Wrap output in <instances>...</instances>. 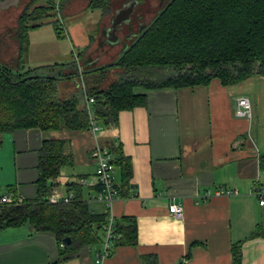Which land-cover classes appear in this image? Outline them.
I'll return each instance as SVG.
<instances>
[{"label": "crops", "instance_id": "1", "mask_svg": "<svg viewBox=\"0 0 264 264\" xmlns=\"http://www.w3.org/2000/svg\"><path fill=\"white\" fill-rule=\"evenodd\" d=\"M133 92L145 95L146 105L120 111L117 127L104 128L95 119V131L53 134L69 137L72 163L61 169L48 197L79 190L86 202L98 190L89 185L91 152L120 144L132 168L126 190L113 165L120 196L109 209L88 206L117 222L132 218L136 244L117 245L97 263L102 245L60 255L52 232L24 224L0 229V264H144V255L156 256L158 264H232V245L240 241L241 264H264V237L249 238L264 231V204L252 193L254 186L264 187V76L228 86L212 80L207 86H139ZM239 97L250 103L249 118L235 114ZM86 98L82 103L95 117ZM41 140L36 128L1 136L0 198L21 203L37 197ZM223 189L236 193L217 194ZM172 204L182 208L181 218L169 212Z\"/></svg>", "mask_w": 264, "mask_h": 264}, {"label": "trees", "instance_id": "2", "mask_svg": "<svg viewBox=\"0 0 264 264\" xmlns=\"http://www.w3.org/2000/svg\"><path fill=\"white\" fill-rule=\"evenodd\" d=\"M116 1L90 0L88 5L104 15L119 5L120 0ZM37 2L21 0L9 7L15 13L14 25L1 33L2 37L13 34L18 57L13 65L0 61V145L4 133L40 130L37 197L0 205V229L28 224L34 231L52 232L60 255H69L84 246L102 245L107 214L94 213L79 190L67 204L48 202L61 169L72 163L69 137L53 134L89 128L83 95L92 101L95 119L109 129L117 127L120 111L146 105L145 95L135 94V87L193 88L207 86L212 80L228 86L264 76V0H169L112 61L101 64V54L90 55L94 42L90 36L89 45L73 55L72 62L55 66V75L20 67L25 63L22 57L28 50L29 31L42 25L56 8L53 0ZM52 25L59 37L58 21ZM98 44L102 46L101 41ZM107 151L126 190L131 162L120 144ZM114 234L110 250L117 245H135V221H115ZM256 236L264 237V231L255 230L249 238ZM67 237L70 241L65 244ZM240 245L241 241L232 245V264H241ZM141 259L144 264H158L154 255Z\"/></svg>", "mask_w": 264, "mask_h": 264}, {"label": "rangeland", "instance_id": "3", "mask_svg": "<svg viewBox=\"0 0 264 264\" xmlns=\"http://www.w3.org/2000/svg\"><path fill=\"white\" fill-rule=\"evenodd\" d=\"M47 0H38L36 5L45 4ZM90 0H53L55 10L51 12L50 17L43 19V24L39 27L29 31L28 34V50L26 55L23 54L24 64L21 68L26 66L28 68H36L38 73H45V75H55L58 71L55 66L63 63H70L75 58L73 55L81 51L85 46L89 45V37L94 36V42L90 48V55L98 57L99 63L110 62L114 59L121 49L119 44L109 46L105 43L104 37L100 35L103 27L109 28L111 10L102 15L100 9L92 11L89 8ZM161 0H141L139 10L144 16V23H147L153 16L159 6ZM21 0H0V61L11 65L18 57L17 43L10 36L2 37V31L9 30L13 25L15 19L14 10L9 8L17 6ZM113 3V2H112ZM115 3V2H114ZM116 6H112V9ZM9 8V9H8ZM60 8V9H59ZM8 9V10H7ZM58 21L60 35L57 36L53 29L52 21ZM136 29V28H135ZM114 36H118L115 34ZM103 38V40H101ZM101 41L102 46L98 42ZM104 43V44H103ZM100 47H104L100 49ZM4 48L7 51L5 56ZM100 50V51H99ZM105 50V51H104ZM105 55L109 56V58ZM13 62V63H12ZM57 64V65H55Z\"/></svg>", "mask_w": 264, "mask_h": 264}, {"label": "built area", "instance_id": "4", "mask_svg": "<svg viewBox=\"0 0 264 264\" xmlns=\"http://www.w3.org/2000/svg\"><path fill=\"white\" fill-rule=\"evenodd\" d=\"M90 102V98H86V102ZM89 116V129L95 131L98 129L95 123V117L91 116V112L87 110ZM235 114L238 117L249 118L251 116V106L248 99L239 97L236 101ZM91 158L94 161V181H90L89 185L96 186L98 188L97 193L90 196L86 201L90 203H101L107 209H109L120 194L118 188L115 186L112 176L113 164L112 156L106 149L96 146L91 152ZM82 184H87L84 178L80 179ZM236 193V191H230L228 189L218 190L217 194L230 195ZM252 193L258 198L260 205L264 204V187L254 186ZM73 198V193L68 192L63 197H57L52 195L48 197V202L51 204H67ZM12 200L6 196L0 198V205L10 204ZM169 212L176 218H181L183 215L182 208L178 204H172L169 207ZM115 221L112 215L108 214L106 217V225L104 226V237L101 250L97 253V263H100L103 259L109 256L112 241L115 238L114 234Z\"/></svg>", "mask_w": 264, "mask_h": 264}, {"label": "flooded vegetation", "instance_id": "5", "mask_svg": "<svg viewBox=\"0 0 264 264\" xmlns=\"http://www.w3.org/2000/svg\"><path fill=\"white\" fill-rule=\"evenodd\" d=\"M140 1L141 0H120L119 5L111 9L112 12L109 24H111V21L115 16L118 21L120 20V23L116 25V30L114 32L118 36H114L115 34L104 29L105 27L102 28L104 29L103 35L100 30V35L104 37L106 44L109 46L119 44L122 50L124 46L134 37L135 33L139 32L145 26L144 16L142 17L139 10ZM168 1L169 0H161L156 11L162 8ZM117 2L118 0L115 3ZM131 7H133L131 13L127 16L128 10L130 12ZM101 40H103V38Z\"/></svg>", "mask_w": 264, "mask_h": 264}, {"label": "water", "instance_id": "6", "mask_svg": "<svg viewBox=\"0 0 264 264\" xmlns=\"http://www.w3.org/2000/svg\"><path fill=\"white\" fill-rule=\"evenodd\" d=\"M132 8H133V7L130 8V12H129V10H128L127 16H129V14L131 13ZM119 23H120V20L118 21L117 17L115 16V17L113 18V20L111 21V24H110L109 28H105V29H106L107 31L109 30L111 33L115 34L114 32H115V30H116V25L119 24ZM125 47H126V46H124V48H125ZM69 241H70V239H69L68 237L63 239V242H64L65 244H68Z\"/></svg>", "mask_w": 264, "mask_h": 264}]
</instances>
